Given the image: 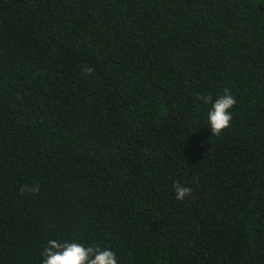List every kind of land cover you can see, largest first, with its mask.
Returning <instances> with one entry per match:
<instances>
[{"label":"trees","instance_id":"obj_1","mask_svg":"<svg viewBox=\"0 0 264 264\" xmlns=\"http://www.w3.org/2000/svg\"><path fill=\"white\" fill-rule=\"evenodd\" d=\"M49 240L264 264V0H0V264Z\"/></svg>","mask_w":264,"mask_h":264},{"label":"clouds","instance_id":"obj_2","mask_svg":"<svg viewBox=\"0 0 264 264\" xmlns=\"http://www.w3.org/2000/svg\"><path fill=\"white\" fill-rule=\"evenodd\" d=\"M205 104L211 102V109L207 115V122L213 135L219 136L221 132L230 125L232 119L229 109L236 103L235 98L227 93L212 102L210 96H201ZM24 190L33 192L38 189L33 187ZM177 200H183L191 193V189L181 184L174 186ZM42 264H117L116 257L110 250H101L98 247H85L79 243H67L56 240H49L48 246L44 248Z\"/></svg>","mask_w":264,"mask_h":264}]
</instances>
